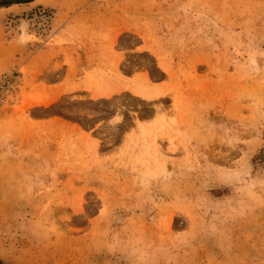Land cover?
<instances>
[{
    "label": "rangeland",
    "instance_id": "rangeland-1",
    "mask_svg": "<svg viewBox=\"0 0 264 264\" xmlns=\"http://www.w3.org/2000/svg\"><path fill=\"white\" fill-rule=\"evenodd\" d=\"M0 260L264 264V0L0 5Z\"/></svg>",
    "mask_w": 264,
    "mask_h": 264
},
{
    "label": "trees",
    "instance_id": "trees-1",
    "mask_svg": "<svg viewBox=\"0 0 264 264\" xmlns=\"http://www.w3.org/2000/svg\"><path fill=\"white\" fill-rule=\"evenodd\" d=\"M30 2V1H34V0H0V5H11L13 3H19V2ZM0 264H4L1 260H0Z\"/></svg>",
    "mask_w": 264,
    "mask_h": 264
},
{
    "label": "bare ground",
    "instance_id": "bare-ground-1",
    "mask_svg": "<svg viewBox=\"0 0 264 264\" xmlns=\"http://www.w3.org/2000/svg\"><path fill=\"white\" fill-rule=\"evenodd\" d=\"M26 39L28 38V36L25 37Z\"/></svg>",
    "mask_w": 264,
    "mask_h": 264
}]
</instances>
